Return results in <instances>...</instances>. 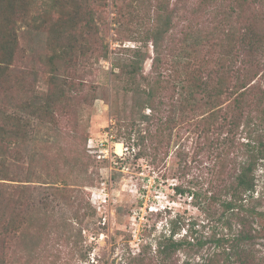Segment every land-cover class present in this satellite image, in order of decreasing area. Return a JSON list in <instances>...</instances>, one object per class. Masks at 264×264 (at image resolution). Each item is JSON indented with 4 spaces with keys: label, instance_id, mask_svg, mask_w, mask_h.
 <instances>
[{
    "label": "trees",
    "instance_id": "16d2710c",
    "mask_svg": "<svg viewBox=\"0 0 264 264\" xmlns=\"http://www.w3.org/2000/svg\"><path fill=\"white\" fill-rule=\"evenodd\" d=\"M122 1L135 12L134 19H141L134 30L138 39L133 38L140 44L120 48L117 55L98 32L107 0H0V264H9L10 242L22 237L28 211L39 214L48 204L27 200V185L40 181L11 178V150L55 126L57 113L66 114L77 94L78 71L91 58L107 60L109 53L113 80H123L134 99L137 115L127 129L129 138L136 132L137 156L159 161L160 149L167 155L173 146L183 172L189 167V150L181 142L184 128L198 149L191 161L200 165L191 199L227 229L215 251L200 262L188 257L182 264H262L253 248L256 233L248 227L264 219L256 210L264 197L254 196V173L264 159V85L257 82L264 65V0H197L193 14H205L210 28L194 20L175 35L173 20L183 0ZM224 1L230 6L222 8ZM40 43L47 51L43 57L35 53ZM29 53L48 69L46 88L26 86L20 77L16 88L23 95L16 99L10 67ZM147 58L149 76L143 69ZM234 223L239 229L233 233ZM174 233L173 227L156 242L155 264H176L179 250L202 247L193 245L190 235L175 239ZM144 258L133 264H143Z\"/></svg>",
    "mask_w": 264,
    "mask_h": 264
},
{
    "label": "rangeland",
    "instance_id": "374dc122",
    "mask_svg": "<svg viewBox=\"0 0 264 264\" xmlns=\"http://www.w3.org/2000/svg\"><path fill=\"white\" fill-rule=\"evenodd\" d=\"M196 1L183 0L178 5L173 20L174 35L194 20L203 29L210 28L205 14L199 17L193 14ZM221 4L222 8L230 6L229 1ZM252 13L257 15L255 11ZM134 14L122 0H107L100 13L98 32L117 55L121 54L120 48L140 44L133 40L138 39L134 30L136 23L141 22L134 19ZM35 51L42 57L47 52L41 43ZM110 56L109 53L107 60L98 61L91 58L90 65L78 71L73 78L79 82L77 94L73 95L66 114L57 113L55 126L40 129L35 140H28L10 152L8 169L12 179L29 177L40 181L27 185V200L41 206L42 201L48 204L39 214L28 211L22 237L13 236L10 242L9 264H133L140 256H145L143 264L148 261L155 264L156 242L167 238L173 227V238L190 235L188 239L193 245L202 244L199 249L193 247L191 254L179 250L176 264H182L188 257L200 262V258L216 250L217 239L228 236L217 217L202 211L197 201L191 199L192 180L200 173V165L191 161L198 149L192 139H187L184 128L181 142L189 150V167L183 172L173 146L167 155L160 149L159 161L147 155L137 156L139 147L133 145L136 132L129 138L127 129L128 122L137 115L134 99L125 90L123 80H113ZM150 65L151 59L147 58L143 69L148 76ZM47 70L30 53L14 62L10 67L12 96L18 99L23 95L16 88L20 77L26 86L36 84L45 90ZM258 80L264 85V65ZM139 128L145 132L142 124ZM106 136H111V153L98 158L94 152L98 149L96 145ZM145 142L149 143L148 139ZM202 157L198 155V159ZM17 158H21L20 162L15 161ZM254 174V196L262 193L264 197V159ZM43 182L54 184L47 187ZM19 183L25 182L12 181ZM256 210L264 214V199ZM31 217L37 219L33 221ZM238 229L234 223L233 233ZM248 229L256 233L253 248L264 264V219L254 220Z\"/></svg>",
    "mask_w": 264,
    "mask_h": 264
},
{
    "label": "built area",
    "instance_id": "2783aa9c",
    "mask_svg": "<svg viewBox=\"0 0 264 264\" xmlns=\"http://www.w3.org/2000/svg\"><path fill=\"white\" fill-rule=\"evenodd\" d=\"M96 146L98 147V149L94 152L97 153L98 158L108 157L111 153V148H112L111 147V136H108V137L106 136V139L104 141L99 142V144H97Z\"/></svg>",
    "mask_w": 264,
    "mask_h": 264
}]
</instances>
